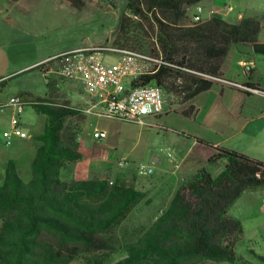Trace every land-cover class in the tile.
<instances>
[{"label":"trees","instance_id":"1","mask_svg":"<svg viewBox=\"0 0 264 264\" xmlns=\"http://www.w3.org/2000/svg\"><path fill=\"white\" fill-rule=\"evenodd\" d=\"M82 10L88 2L105 6L104 0H60ZM120 16L116 45L162 57L157 74L142 76L132 85L156 84L181 104L208 91L211 78H220L221 64L231 45H249L264 56L259 40L261 23L243 17L236 23L213 16L198 24H184L187 11L202 0H126ZM145 43V44H144ZM145 48V47H144ZM51 61L49 67L56 68ZM36 68L42 69L37 66ZM6 80H1L3 85ZM26 99L45 116L31 178L25 182L11 159L0 185V264H70L81 253L111 249L108 237L146 197L125 181L66 183L61 173L82 159L79 134L85 114L69 100L51 93ZM194 107L183 115L190 117ZM210 147L209 162L225 161L213 175L199 171L182 180L168 208L135 241L125 244L126 255L112 264H220L234 263L236 243L243 234L240 220L229 209L247 190L264 188V162L196 140Z\"/></svg>","mask_w":264,"mask_h":264},{"label":"rangeland","instance_id":"2","mask_svg":"<svg viewBox=\"0 0 264 264\" xmlns=\"http://www.w3.org/2000/svg\"><path fill=\"white\" fill-rule=\"evenodd\" d=\"M104 4L103 7L98 3L88 2L82 10H77L60 0H0V81L6 80L0 85V104L23 92L35 96L45 95L48 91L49 87L40 69L26 67L38 59L41 49L55 57L74 49L95 46L128 48L116 45L115 42L119 33L120 16L126 13L127 1L104 0ZM225 4L234 9L229 16H224V19L232 23H235L239 14L264 15L262 1L227 0ZM194 11L193 9L190 12V16ZM144 47L143 51L148 52L147 46ZM104 61L111 64L116 62V57L106 53ZM57 78L62 86V92L57 98L61 101L69 100L73 108H80L77 103L82 100V96H87L82 91L81 83L60 76ZM165 101L168 106L181 104L176 97L166 93ZM12 117V107L0 110V173L4 171L9 157L32 152L38 145L35 136L44 131L43 117L32 106H25L19 118L31 139L24 141L18 140L17 136H11L10 145H7L4 133L11 131ZM124 124L133 135H136L141 127L134 122ZM135 144L136 141H133L129 146L128 158V168L136 175L133 180L147 181L150 177L140 176L138 169L142 166L149 167L150 159L157 156L163 159L164 166L169 171V180L164 184L165 193L171 192L173 178L179 179L183 174L192 173L193 169L206 170L214 175L224 167L221 161L209 162L204 154L190 150L189 145L174 150L162 138ZM169 152L173 154L171 159L167 157ZM183 155H187V160L183 166L175 169L173 162L180 164V157ZM30 175L31 172L25 164L21 177L28 181ZM151 193H154V190ZM145 194L146 197L131 211L128 218L108 235L111 249L81 253L72 258L70 264H112L124 258L125 244L138 239L170 205L165 204L169 198L151 197L148 191H145ZM228 215L240 220L243 234L236 243V261L220 264H264V188L245 191L229 209Z\"/></svg>","mask_w":264,"mask_h":264},{"label":"crops","instance_id":"3","mask_svg":"<svg viewBox=\"0 0 264 264\" xmlns=\"http://www.w3.org/2000/svg\"><path fill=\"white\" fill-rule=\"evenodd\" d=\"M253 1L264 2V0ZM226 2L227 0H202L188 9L187 18L183 23L191 24L190 12L193 9L196 10L198 6L203 8L202 18L204 21L213 16L224 19V16H229L234 12V9L231 12L225 9V6H231L225 4ZM243 17L254 18L261 23L259 40L264 43V15L239 14L235 23ZM115 57L117 61L118 55ZM51 58L54 56L41 49L38 59L26 67L35 69L40 63ZM219 76L218 79H212V86L208 91L197 95L191 102L166 105L162 115L145 118L146 124L141 125L136 135H133L125 126L124 121L120 119L86 113L85 110L90 106L91 99L88 95L82 96V100L77 103L85 114L79 134V151L82 159L63 170L61 180L66 183L121 180L134 184L138 190L148 191L151 197L169 198L165 202L168 206L178 183L195 176L201 169H193L192 173L183 174L179 179L173 178L174 185L171 192L165 193L164 184L169 180V171L164 166L163 159L154 156L150 159L149 165L154 173L145 176L150 177L147 181H134L133 176L136 175L128 168L129 146L133 141H136L135 145H138L142 141H155V139L162 138L174 150L189 145L190 150H197V153L204 154L209 160L214 154V150L199 144L196 141L199 139L211 144L214 148L223 147L264 162V56L256 54L249 45L233 44L229 47L221 64ZM50 82L53 96L59 95L62 92V86L56 74L52 75ZM49 93L50 88L45 95L35 96L44 97ZM190 106L194 107V111L190 117H187L182 112ZM41 116L44 119L43 126H45V116ZM20 123L23 128L24 124L21 120ZM96 132H105L107 137L97 139L94 137ZM17 139L21 138L17 137ZM21 140L28 141L30 139ZM37 146L32 152H23L9 157L4 169L9 160L15 159L20 176L25 164L31 172V163L36 155ZM186 160L187 155L180 157L182 163L180 165L183 166ZM221 164L224 165L225 161H221ZM175 165L176 161L173 162L174 167ZM222 170L223 168L219 169L214 175ZM4 175V171L0 173V185ZM30 178L31 175L28 177V181ZM153 190L154 193H151ZM1 225L2 221L0 220V228Z\"/></svg>","mask_w":264,"mask_h":264},{"label":"built area","instance_id":"4","mask_svg":"<svg viewBox=\"0 0 264 264\" xmlns=\"http://www.w3.org/2000/svg\"><path fill=\"white\" fill-rule=\"evenodd\" d=\"M229 12L231 6H225ZM203 8L198 6L192 14L190 23H203ZM106 53L118 55L114 63H106ZM57 62V67H49L51 61ZM163 65H170L162 57L118 46H95L61 53L54 58L47 59L38 66L47 84L53 74L67 80H77L81 83L84 92L90 97V106L85 110L88 114H96L120 119L124 122H134L145 125V118L157 117L165 112V93L156 84H142L133 86V81L142 76H153ZM216 79V78H211ZM26 99L21 96L11 98L0 104V110L13 108L12 129L5 132L6 144L10 145L11 136L21 139H31V135L23 130L19 116L26 106ZM94 137L104 139L105 132H96ZM168 158H173L169 152ZM176 168L180 167L176 163ZM140 176H149L154 173L150 167H139ZM113 185L111 180H107Z\"/></svg>","mask_w":264,"mask_h":264}]
</instances>
